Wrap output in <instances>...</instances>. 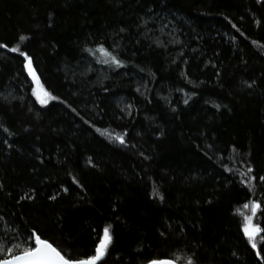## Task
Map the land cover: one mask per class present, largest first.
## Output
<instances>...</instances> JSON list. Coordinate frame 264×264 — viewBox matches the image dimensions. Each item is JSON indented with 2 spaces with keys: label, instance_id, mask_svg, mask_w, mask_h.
<instances>
[{
  "label": "trees",
  "instance_id": "16d2710c",
  "mask_svg": "<svg viewBox=\"0 0 264 264\" xmlns=\"http://www.w3.org/2000/svg\"><path fill=\"white\" fill-rule=\"evenodd\" d=\"M0 43L58 97L36 102L0 49V237L75 255L110 225L107 264H260L242 226L255 201L264 228V183L240 173L264 176V2L0 0Z\"/></svg>",
  "mask_w": 264,
  "mask_h": 264
},
{
  "label": "snow or ice",
  "instance_id": "6c2138e0",
  "mask_svg": "<svg viewBox=\"0 0 264 264\" xmlns=\"http://www.w3.org/2000/svg\"><path fill=\"white\" fill-rule=\"evenodd\" d=\"M257 2H264V0H257ZM147 23V22H145ZM50 26V25H49ZM233 28L236 27L235 24L232 25ZM125 29L121 28L120 32H124ZM239 31V29H237ZM25 36L21 35L19 37L20 41H24ZM0 49H8V51L13 53H18L19 57L22 58V71L26 72L27 77L31 78L32 84L35 87L32 89V96L35 101L41 106H47L50 101H55L58 99L57 96L53 95L52 92L45 88V85L41 81V77L37 73V69L34 66V58L28 51L21 50L20 47H11L7 43H0ZM84 51L91 53L90 48H85ZM96 52L103 53L105 59L98 61L99 63L108 64L109 66H115V68H121L125 65L122 63L121 59L117 55H113L109 50L101 43L97 48ZM219 75V73H217ZM251 79V83L248 81H242L247 89L254 90V85H256V80ZM139 91V89H137ZM251 95V92H249ZM7 100V97L4 98ZM184 104H188V100L185 99ZM217 107H219L217 105ZM123 111V110H122ZM175 111V109H173ZM4 131H8L7 128ZM99 131V129H97ZM116 140L120 144H125V139L123 136H116ZM7 143V141H5ZM147 159V157H145ZM253 167L248 164L246 166V171L240 173L242 177L240 183L245 185V187H250L253 182L259 180L264 183V176L254 175ZM75 182V181H74ZM4 185L0 183V191H2ZM34 191V190H33ZM65 192L68 189H64ZM154 195L159 196L163 200V196H160L158 192ZM24 200H33L34 196L31 192L25 194L21 197ZM55 199V197H51ZM211 203V201H209ZM245 208L249 207V204L244 205ZM261 208L259 202L253 201L251 203V216H246L244 218V223L242 226V231L244 237L247 239V243L251 246V249L256 250L255 256L260 264H264V228L260 227L258 224L253 223V217L256 216L257 210ZM93 231H96L93 229ZM163 235V233H161ZM258 238H260L261 243L258 245ZM3 241V245L0 246V264H107V256L109 254L110 247L113 244V234L111 226L103 227L102 234L97 235L96 242L91 250L86 252H77L75 255L71 250V245L68 249H62L59 246H55L54 242L47 238H42L41 234H38V230L33 229L26 236L21 238L18 233L16 236L8 238L7 236L0 237ZM235 255V253H233ZM148 264H179L175 259H150ZM184 264H196V253L193 252L191 255L185 258Z\"/></svg>",
  "mask_w": 264,
  "mask_h": 264
},
{
  "label": "rangeland",
  "instance_id": "374dc122",
  "mask_svg": "<svg viewBox=\"0 0 264 264\" xmlns=\"http://www.w3.org/2000/svg\"><path fill=\"white\" fill-rule=\"evenodd\" d=\"M250 212V211H249ZM252 215V212L251 213H247V216H251Z\"/></svg>",
  "mask_w": 264,
  "mask_h": 264
},
{
  "label": "water",
  "instance_id": "95a60500",
  "mask_svg": "<svg viewBox=\"0 0 264 264\" xmlns=\"http://www.w3.org/2000/svg\"><path fill=\"white\" fill-rule=\"evenodd\" d=\"M145 264H148V262H147V263H145Z\"/></svg>",
  "mask_w": 264,
  "mask_h": 264
}]
</instances>
